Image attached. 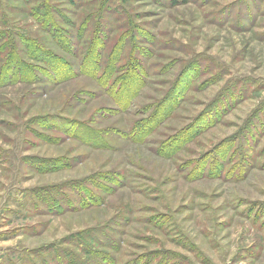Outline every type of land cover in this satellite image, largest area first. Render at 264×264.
Here are the masks:
<instances>
[{"label": "rangeland", "instance_id": "1", "mask_svg": "<svg viewBox=\"0 0 264 264\" xmlns=\"http://www.w3.org/2000/svg\"><path fill=\"white\" fill-rule=\"evenodd\" d=\"M1 1L0 264H264V0Z\"/></svg>", "mask_w": 264, "mask_h": 264}, {"label": "trees", "instance_id": "2", "mask_svg": "<svg viewBox=\"0 0 264 264\" xmlns=\"http://www.w3.org/2000/svg\"><path fill=\"white\" fill-rule=\"evenodd\" d=\"M99 3H101V5H99L100 10L103 9L104 6L106 7V5H104V1H101ZM4 5L5 4L0 0V17L1 16L6 17L5 11H4ZM41 18H42L41 20H42L45 27H50V30H52L54 28V32L52 33L53 34L52 37L55 40H58V39L60 41L66 40V37L61 33V30H59L58 27H53L52 25H50V24H53V21L51 20L50 15L42 14ZM0 26H1L0 27V51H5L6 55L9 58H11L15 55V53H17V49L19 48V46L16 42L17 35L14 36L15 31H12L13 29H10L7 24H4L1 22ZM95 38H96V36L92 39L93 42L91 43V45H89L90 55L91 56L93 55L94 60L92 61V65L89 66V68H88V70L90 72H94V73H96V71L98 70V62H99L98 60L100 58V54H99L100 51H97L96 47H95V44L97 43V41L94 42ZM6 63H9V62L6 61L3 63V65H5ZM115 63H116L115 60L110 61L109 65L107 66L108 67V76L110 75L109 73L114 71V68H115L114 64Z\"/></svg>", "mask_w": 264, "mask_h": 264}]
</instances>
